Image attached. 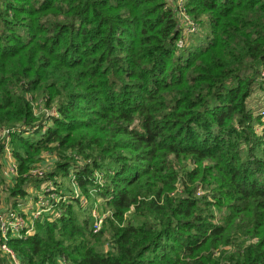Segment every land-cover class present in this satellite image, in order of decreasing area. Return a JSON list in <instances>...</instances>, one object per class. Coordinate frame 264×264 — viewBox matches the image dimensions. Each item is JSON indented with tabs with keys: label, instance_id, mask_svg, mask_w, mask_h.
<instances>
[{
	"label": "trees",
	"instance_id": "16d2710c",
	"mask_svg": "<svg viewBox=\"0 0 264 264\" xmlns=\"http://www.w3.org/2000/svg\"><path fill=\"white\" fill-rule=\"evenodd\" d=\"M185 3L188 34L165 0H0L2 206L71 201L20 264H264V0Z\"/></svg>",
	"mask_w": 264,
	"mask_h": 264
},
{
	"label": "built area",
	"instance_id": "2783aa9c",
	"mask_svg": "<svg viewBox=\"0 0 264 264\" xmlns=\"http://www.w3.org/2000/svg\"><path fill=\"white\" fill-rule=\"evenodd\" d=\"M179 16L183 22H187L184 28V33H192L197 31V27L191 21L184 12V6H178ZM264 76V68L262 70ZM264 115V109L262 110ZM7 142V140H6ZM8 173L11 174V178L17 175V164L12 155L9 144L5 147V158L3 159ZM46 171L43 162L42 165L34 166L30 173L32 175H38L41 177ZM52 186L42 185L40 190H34L33 193L29 191V195L23 202H26L20 208V212L13 210L12 208H6L2 206L0 195V253L9 260V264H20L18 258L10 248L8 241L10 238H25L28 235H32L35 230V224L39 219L58 220L65 212L64 203H69L70 197L65 194H60L52 191ZM74 198L79 197L83 205L86 208L85 197L81 194L80 190L76 188L73 183ZM100 208L94 206L90 209V214L93 217L92 231L98 232L102 226L103 220L110 214L109 211H101Z\"/></svg>",
	"mask_w": 264,
	"mask_h": 264
},
{
	"label": "rangeland",
	"instance_id": "374dc122",
	"mask_svg": "<svg viewBox=\"0 0 264 264\" xmlns=\"http://www.w3.org/2000/svg\"><path fill=\"white\" fill-rule=\"evenodd\" d=\"M165 2H167V4L169 5H172V6H174L175 8H178V6L180 5L181 7L182 6H184L186 3H185V0H165ZM201 28V27H200ZM204 33H206V29H202V31H200V32H198V34H200V35H203ZM250 103H253L252 105H254V108H255V110H256V112H257V110L258 109H260L261 108V106H263L264 105V97H263V95L259 92V91H257L254 95H253V97H252V101H249ZM10 146H11V144H10ZM10 148V147H9ZM11 149V148H10ZM45 157H44V160L42 161L43 162V165H44V167H49L51 164H52V160H53V158L51 157L50 158V156L49 155H44ZM8 169H6V166H5V164L2 166V168H1V177L0 178H3L4 179V181H8V180H10V178H11V174L10 173H8V171H7ZM29 191H31V193H33V191H34V189H31V190H29ZM85 200H86V204L88 205V207L89 208H91V206L92 207H94V206H96V207H98V208H100V207H102V208H105L104 206H103V204L101 203V202H99V201H96V199L94 200V201H92V199H89V198H87V197H85ZM98 205H100V206H98ZM17 210H20L19 209V207H15ZM86 208H84V210H85ZM107 210V209H106ZM105 210V211H106ZM108 211V210H107Z\"/></svg>",
	"mask_w": 264,
	"mask_h": 264
}]
</instances>
